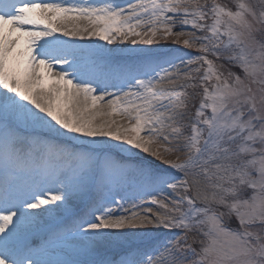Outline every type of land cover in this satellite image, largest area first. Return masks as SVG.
I'll return each instance as SVG.
<instances>
[{
	"label": "snow or ice",
	"instance_id": "snow-or-ice-1",
	"mask_svg": "<svg viewBox=\"0 0 264 264\" xmlns=\"http://www.w3.org/2000/svg\"><path fill=\"white\" fill-rule=\"evenodd\" d=\"M0 264H264V0H0Z\"/></svg>",
	"mask_w": 264,
	"mask_h": 264
},
{
	"label": "rangeland",
	"instance_id": "rangeland-1",
	"mask_svg": "<svg viewBox=\"0 0 264 264\" xmlns=\"http://www.w3.org/2000/svg\"><path fill=\"white\" fill-rule=\"evenodd\" d=\"M201 2H203V0H201ZM221 2L228 3V2H230V0H221ZM176 30L178 31V30H180V28H177ZM187 30H191V29H187ZM197 34H200V33H197ZM101 43H103V42H101ZM109 47H111V46H109ZM122 47L127 48V47H131V46L125 45V46H122ZM141 47H146V46H141ZM151 47H152L153 51L167 53L170 50L179 48L180 46L173 45L171 41H166V42L165 41H161L160 45H153ZM187 51L191 52L193 55L196 54L194 49H188ZM57 70H59V66H57ZM143 199L147 200L148 197H143ZM71 204H72V207L74 209H76V210H79V209L84 207V205L81 204V202L79 200H73L71 202ZM148 206H150V205H146V207H148ZM153 210L156 211L157 209L154 208ZM149 234L154 235L156 233L155 232H150ZM142 235H143V231H139V232H136L135 235H132L131 233H125L123 236L114 237L110 244H106V245L103 246L102 250L105 253L107 251H109V250L116 251V250H118V246L121 245V244H125L126 245V244H128L130 242H138Z\"/></svg>",
	"mask_w": 264,
	"mask_h": 264
}]
</instances>
